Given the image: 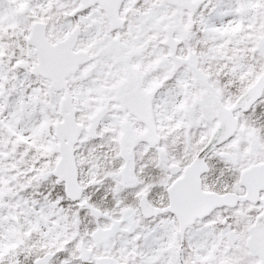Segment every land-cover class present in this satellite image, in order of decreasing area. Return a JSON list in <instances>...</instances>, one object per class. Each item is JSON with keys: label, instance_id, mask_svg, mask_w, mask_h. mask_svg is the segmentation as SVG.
Segmentation results:
<instances>
[{"label": "snow or ice", "instance_id": "obj_1", "mask_svg": "<svg viewBox=\"0 0 264 264\" xmlns=\"http://www.w3.org/2000/svg\"><path fill=\"white\" fill-rule=\"evenodd\" d=\"M0 264H264V0H0Z\"/></svg>", "mask_w": 264, "mask_h": 264}]
</instances>
